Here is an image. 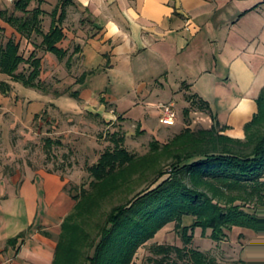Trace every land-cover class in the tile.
<instances>
[{"label":"crops","instance_id":"1","mask_svg":"<svg viewBox=\"0 0 264 264\" xmlns=\"http://www.w3.org/2000/svg\"><path fill=\"white\" fill-rule=\"evenodd\" d=\"M57 3L42 5L51 20ZM4 22L0 26L8 27L22 47L42 57L40 78L46 84L45 89L26 87L0 73V80L13 86L10 94L0 90V133L7 144L20 145L24 129L53 139L66 123L78 134L77 149L88 141L100 144L81 128L101 124L166 142L177 133L161 121L159 105L173 102L177 112L178 107L185 112L192 106L187 95L208 101L227 126L223 133L243 139L245 124L258 110L264 88V0H72L62 20L66 36L59 46L67 49L62 59L39 52L36 37L22 38ZM84 73V81L77 82ZM43 111L44 120L35 119ZM213 124L210 113L193 107L182 130ZM92 148L95 155L99 146ZM12 163L0 159V264H52L61 224L76 204L67 189L76 170ZM237 228L249 243L253 230L232 232ZM22 232L17 243L9 242ZM231 237L211 242L227 244L228 250ZM252 241L243 247L252 254L242 259L264 264V237Z\"/></svg>","mask_w":264,"mask_h":264},{"label":"trees","instance_id":"2","mask_svg":"<svg viewBox=\"0 0 264 264\" xmlns=\"http://www.w3.org/2000/svg\"><path fill=\"white\" fill-rule=\"evenodd\" d=\"M33 1L37 5L30 8ZM44 2L14 0L12 11L0 9V18L22 38L42 36L41 47L62 59L67 55V49L59 46L66 36L62 20L72 0L58 1L48 32L43 29ZM4 29L0 27V73L26 87L45 89L40 78L42 57L36 50L26 57L21 41L6 37ZM0 90L10 94L13 86L0 80ZM186 98L192 103L185 110L187 120L195 107L211 114L213 126L186 127L166 142L154 139L141 155L125 146L121 131H114L113 145L87 167L92 178L88 187L70 192L76 204L61 224L52 264H133L139 248L173 222L184 245H153L157 257H150L151 262L220 264L210 252L189 247L198 227L203 234L211 230L215 241L228 240L235 227L264 236V88L257 98V112L245 124L243 139L223 133L227 126L220 124L208 101L196 95ZM54 143L46 138L49 154ZM140 183L146 185L140 188ZM186 216L193 217L190 225H185ZM24 236L22 232L9 242L17 243Z\"/></svg>","mask_w":264,"mask_h":264},{"label":"rangeland","instance_id":"3","mask_svg":"<svg viewBox=\"0 0 264 264\" xmlns=\"http://www.w3.org/2000/svg\"><path fill=\"white\" fill-rule=\"evenodd\" d=\"M48 2H58L57 0H48ZM37 5L36 1H33L30 8H34ZM47 8L50 7V4L46 6ZM9 9L10 11L14 8V2H11L9 0H0V9ZM4 22L3 19L0 18V23ZM6 24V22H4ZM51 24V17L49 13H45L43 15V29H48ZM2 27V26H0ZM11 27V26H9ZM4 34L6 37L14 36L10 29L7 27L4 29ZM41 36L36 37V41L40 44L38 46V51L43 52L44 49L41 47ZM22 51L25 54L26 57L30 55L29 47L24 44L22 47ZM50 54V53H49ZM51 56H55V54L51 53ZM50 66L49 64H47ZM27 65H22V68H26ZM178 112L180 114V120L176 122L177 124L170 127L171 131H174L176 133H180L183 128V123L185 122V112L181 109V107H178ZM41 116L37 119L44 120L46 117L45 113H40ZM76 123V122H75ZM162 125V124H161ZM69 124L66 123L65 126L60 127L61 131L54 132L52 136L53 139H58L62 144H55L47 153L46 148L44 147L46 134L41 135H35V133H28V131L31 132V130L26 131L24 129V132L21 137L22 142L20 145H13L7 144L5 142V137L3 136V133H0V159L2 161H6L9 163L16 164L17 162L20 163V165H23L25 161H28L32 164L38 165V166H44L47 163H51L52 168L56 169H62L63 171H68L72 168V170H76L75 173L71 177V182L68 184L67 189L69 192L73 194H77L80 192V187L82 185L87 186L89 185L92 178L89 175V172L87 170V167L92 165L94 162L93 160L100 156L107 147L112 146L111 142V134L115 131V127H107L106 124L99 125V128L95 127H87L83 126L81 128V132L86 133V135H89L91 138H97L100 141V144H91L89 141L88 143L79 149L75 147V144L73 143V140L77 138L78 134L73 131V127H68ZM65 127V128H64ZM62 132V134H60ZM123 133V132H122ZM135 131H129V136H127L125 133V146L132 152H135L139 155L145 154L149 149V144L152 141H147L151 139L150 134H142L141 138H139L140 132ZM132 134V135H131ZM32 137V138H31ZM62 138V139H61ZM18 138L16 137V141ZM90 140V138H89ZM170 140V139H167ZM166 140V141H167ZM144 144H141V143ZM99 150L95 151V155H92L91 150L93 151L92 147H98ZM90 154V156H87V150ZM98 160V159H97ZM96 160V161H97ZM95 161V162H96ZM145 184L140 183L139 187L143 188ZM138 187V188H139ZM185 225H190L193 222L192 216H186L185 217ZM238 230H235L232 232V239H231V245L230 248L227 250H224V245L220 246H214V242H211V230L206 231L205 234H203V229L201 227L196 228L194 232V238L192 242L190 243L189 247H196L203 251H208L211 254H213L220 264H250L249 262L243 260L242 258H249L252 254V250L246 248V250L243 247H247V244L249 246V243H253L252 239L260 237H264L259 233L251 232L250 241L249 243L247 240H249V237L244 233L240 232V228H237ZM193 231H191L192 234ZM210 233V234H209ZM234 237V238H233ZM215 241V240H214ZM226 241V240H224ZM219 242V241H218ZM156 244H168V245H178L183 246L184 245V238L182 236L181 230L177 229L176 224L170 223L167 226H165L163 229H161L157 235L148 241L145 245L141 246L134 258L133 264H156L155 262H151L149 260L150 257H157L155 254L152 253V246ZM229 245V244H228Z\"/></svg>","mask_w":264,"mask_h":264},{"label":"built area","instance_id":"4","mask_svg":"<svg viewBox=\"0 0 264 264\" xmlns=\"http://www.w3.org/2000/svg\"><path fill=\"white\" fill-rule=\"evenodd\" d=\"M14 2V0H9ZM161 110V121L165 125H175L178 120V112L173 102H164L159 105Z\"/></svg>","mask_w":264,"mask_h":264}]
</instances>
